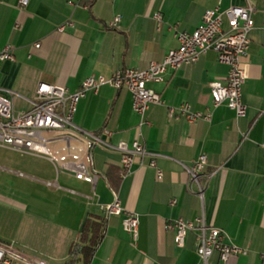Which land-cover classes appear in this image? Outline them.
I'll use <instances>...</instances> for the list:
<instances>
[{
	"label": "crops",
	"instance_id": "1",
	"mask_svg": "<svg viewBox=\"0 0 264 264\" xmlns=\"http://www.w3.org/2000/svg\"><path fill=\"white\" fill-rule=\"evenodd\" d=\"M18 2L0 0V48L10 45L14 57L0 63V89L15 94V114L29 109L41 82L74 92L89 76L144 69L175 49L176 33H192L207 10L243 5V0H90L89 9H84L76 0H29L26 8ZM154 14L161 16L160 22ZM115 17L119 21L113 24ZM253 22L248 54L242 59L245 118L236 120L221 105L212 110L210 122L188 124L170 120L165 107L151 106L147 122L139 125L128 91L104 85L96 94L87 93L77 104L73 123L91 133L107 129L113 146L120 141L131 145L140 133L145 150L158 156L155 167L148 165V159H137L121 179L119 154L95 148L90 166L98 178L92 188L69 174L56 173L43 157L7 149L22 158L20 171H6L23 179L15 188L24 191L13 194L6 204L15 235L4 234L7 241L1 237L0 241L38 252L43 258H36L47 264H64L86 219L101 217L106 220L104 234L88 264H201L195 232H188L178 247L167 223L202 215L209 226L224 233L225 243L246 252L231 256L225 264H262L264 0L255 2ZM63 25L64 30L58 31ZM227 71L208 52L191 66L167 72L163 83L147 87L166 106L186 103L194 112H205L211 107L210 84L222 82ZM200 154L207 158L206 171L215 172L202 201L187 191L188 177L180 165H190ZM114 172H119L115 194L121 207L138 216L136 239L122 229L124 214L106 218L103 213L102 208L113 201L106 174L113 181ZM208 264H222L218 251Z\"/></svg>",
	"mask_w": 264,
	"mask_h": 264
},
{
	"label": "built area",
	"instance_id": "2",
	"mask_svg": "<svg viewBox=\"0 0 264 264\" xmlns=\"http://www.w3.org/2000/svg\"><path fill=\"white\" fill-rule=\"evenodd\" d=\"M257 0H243L242 6H230L224 10L214 8L207 10L201 24L192 33H176L177 47L169 50L160 62H150L144 69H121L114 71L109 77L89 76L82 81L79 88L69 92L66 88L39 83L28 110L15 114L12 100L15 96L9 90L0 89V148L12 150L20 154L40 156L47 159L56 173L63 172L75 180L94 188L98 175L91 168V152L95 148L116 152L120 156V178L131 170L135 160L148 159V165L155 167V154L145 150L142 136L128 145L125 141L115 146L108 142L110 132L102 129L97 133L87 132L73 123L77 104L87 93L96 94L104 85L128 91L132 99V110L139 116L140 124L147 121L145 115L151 106L166 108L170 120H184L188 124L198 121L210 122L212 110L225 105L231 110L236 120L246 116V106L242 100V87L245 83V70L242 59L247 56L250 45V33L254 29L253 14ZM90 0H76L84 9H89ZM29 0H19L20 8H26ZM153 18L160 22L161 16ZM119 21L113 19V24ZM66 25L60 26L63 31ZM15 27H18L16 24ZM39 48V44L33 46ZM208 52L216 55L217 62L228 68L222 82L210 84L211 107L205 112H194L184 103L176 108L166 106L158 93L149 89L147 84L164 82L167 72H175L182 67L191 66ZM13 50L10 45L0 48V63L13 61ZM52 134L44 137L42 134ZM52 146V150L48 147ZM187 174L186 189L199 200H203L209 182L215 172H207V158L200 154L190 165L180 164ZM157 179L162 174L157 170ZM48 186L52 184L47 183ZM113 201L104 206L103 213L107 217L124 214L122 229L137 237L138 216L125 213L112 191ZM175 201H172L174 204ZM167 228L174 232V243L182 247L188 232H195V252L201 264H208L214 251H218L219 260L225 264L231 257L245 255L243 249L225 243L224 233L209 226L200 215L193 221L178 219L167 223ZM0 264H47L45 260L27 256L19 252L12 244L0 241ZM264 264V258H262Z\"/></svg>",
	"mask_w": 264,
	"mask_h": 264
},
{
	"label": "rangeland",
	"instance_id": "3",
	"mask_svg": "<svg viewBox=\"0 0 264 264\" xmlns=\"http://www.w3.org/2000/svg\"><path fill=\"white\" fill-rule=\"evenodd\" d=\"M42 135L44 137L52 136V134L48 133H43ZM48 147L52 150L51 145H48ZM22 165V158L19 157V154L10 152L4 148H0V167L4 168L3 170H0V237L5 241H7L5 236L6 234L10 233L12 235H15L16 232L15 229L10 227L11 222L7 213L8 207L6 206V204L8 203L9 199L12 198L13 194H15L16 192L23 193L24 191L23 188H19V190L15 188L16 186L19 187L18 184L23 182V179H20L14 174L7 172L6 169L20 171ZM5 243L11 244L10 242ZM12 245L22 254L43 258V256L38 252L32 253L18 246L17 244L15 245L14 242H12Z\"/></svg>",
	"mask_w": 264,
	"mask_h": 264
},
{
	"label": "trees",
	"instance_id": "4",
	"mask_svg": "<svg viewBox=\"0 0 264 264\" xmlns=\"http://www.w3.org/2000/svg\"><path fill=\"white\" fill-rule=\"evenodd\" d=\"M111 170V167H109L108 171ZM118 173L114 172L115 179L113 181L108 173L106 174L109 189L113 192H116L117 183L119 182V179L117 178ZM105 223V218H87L79 235L78 241L70 246L69 258L64 264H78L79 262H82V264H88L91 256L103 237Z\"/></svg>",
	"mask_w": 264,
	"mask_h": 264
},
{
	"label": "water",
	"instance_id": "5",
	"mask_svg": "<svg viewBox=\"0 0 264 264\" xmlns=\"http://www.w3.org/2000/svg\"><path fill=\"white\" fill-rule=\"evenodd\" d=\"M92 153V152H91ZM95 172V171H94ZM97 174V172H95ZM98 175V174H97Z\"/></svg>",
	"mask_w": 264,
	"mask_h": 264
}]
</instances>
